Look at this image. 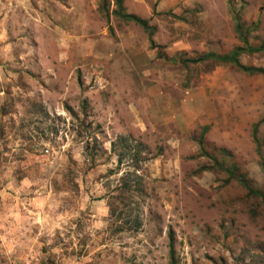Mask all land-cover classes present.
<instances>
[{"label": "rangeland", "instance_id": "obj_1", "mask_svg": "<svg viewBox=\"0 0 264 264\" xmlns=\"http://www.w3.org/2000/svg\"><path fill=\"white\" fill-rule=\"evenodd\" d=\"M121 4L0 0V264H264V0Z\"/></svg>", "mask_w": 264, "mask_h": 264}, {"label": "trees", "instance_id": "obj_2", "mask_svg": "<svg viewBox=\"0 0 264 264\" xmlns=\"http://www.w3.org/2000/svg\"><path fill=\"white\" fill-rule=\"evenodd\" d=\"M113 1L115 2V9L109 12L107 8L108 4L106 3V0H103L104 2L103 9H104V14L106 18L109 19V16L111 14V15H114L116 18L121 19L123 21H132L138 24L148 33L150 43L153 44V41L151 39V35H152L151 26L149 25L148 20L145 18L139 17L135 14L124 11L122 8L121 0H113ZM235 17L237 19L236 32H237L238 37L242 41V45L235 46L234 48H232L230 51H228L225 54H218V53L210 51V52L203 53L202 55L197 56V57L185 59L184 61L185 62H188V61L202 62L208 59H212V60H216L219 62L231 63L234 66H236L239 70L244 71L249 74L259 73L264 76V67L245 65V64H242L239 60V56L243 53L264 51V40H262V42L259 45L252 46L249 43L247 36L245 35L246 33L243 30V25L238 20L237 15H235ZM249 30L250 29L248 28L246 31L248 32ZM253 136L254 138H256V126L253 127ZM200 150H203L202 147ZM226 170H228V173L230 174V176L233 174V172L230 171L229 169H226ZM237 178L248 189L249 193L260 196L262 202L264 203V189L263 190L254 189L250 185H248L247 181L243 177H237ZM170 264H173V261L170 262Z\"/></svg>", "mask_w": 264, "mask_h": 264}]
</instances>
